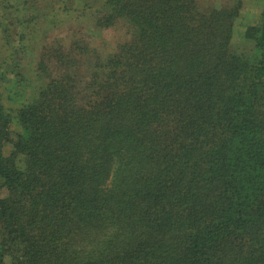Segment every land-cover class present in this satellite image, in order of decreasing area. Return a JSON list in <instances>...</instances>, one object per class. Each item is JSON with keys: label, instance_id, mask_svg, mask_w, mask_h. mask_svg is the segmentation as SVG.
Masks as SVG:
<instances>
[{"label": "trees", "instance_id": "trees-1", "mask_svg": "<svg viewBox=\"0 0 264 264\" xmlns=\"http://www.w3.org/2000/svg\"><path fill=\"white\" fill-rule=\"evenodd\" d=\"M84 1L0 0V264H264V9Z\"/></svg>", "mask_w": 264, "mask_h": 264}, {"label": "rangeland", "instance_id": "rangeland-1", "mask_svg": "<svg viewBox=\"0 0 264 264\" xmlns=\"http://www.w3.org/2000/svg\"><path fill=\"white\" fill-rule=\"evenodd\" d=\"M230 1L231 0H200V2L205 5H207V3L218 4L228 3ZM75 2H82V0H68L69 7L72 3ZM84 3L93 4L89 0H86V2L84 1ZM61 9L62 7L60 6L59 15H65L66 13H64ZM262 9H264V0H242L240 14L234 20L231 37L228 44L231 51H235L244 55L253 53L254 42L250 38H248L245 33L248 27H255L259 25V15ZM73 21L75 22L73 26H75L76 24L82 26L81 22L86 25L84 36L86 38V42L88 43L89 49L93 48V50L96 51V53H98L101 57H103V55L105 56V54L107 53L106 51L112 48V44H114V41L123 39L126 36V34L124 36V31L120 27L121 24H117L116 27L102 30L99 35H88L86 37V34L88 32H94L90 21L88 19L84 20V17L82 16L74 18ZM30 53L32 52L30 51ZM27 82L29 85L36 84L33 79L27 80ZM19 89H21V87H19ZM31 91L32 90H27V92ZM9 104H11V102ZM11 129L13 131L17 129L15 120H13L11 124ZM2 194H4V191L0 192V195Z\"/></svg>", "mask_w": 264, "mask_h": 264}]
</instances>
